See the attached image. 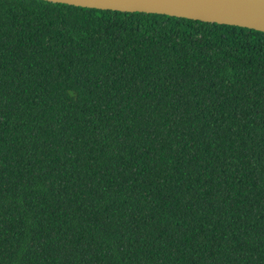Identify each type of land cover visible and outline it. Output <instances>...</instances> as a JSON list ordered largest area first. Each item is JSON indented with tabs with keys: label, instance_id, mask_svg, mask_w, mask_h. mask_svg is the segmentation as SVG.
I'll return each instance as SVG.
<instances>
[{
	"label": "trees",
	"instance_id": "16d2710c",
	"mask_svg": "<svg viewBox=\"0 0 264 264\" xmlns=\"http://www.w3.org/2000/svg\"><path fill=\"white\" fill-rule=\"evenodd\" d=\"M0 264H264V33L0 0Z\"/></svg>",
	"mask_w": 264,
	"mask_h": 264
},
{
	"label": "water",
	"instance_id": "95a60500",
	"mask_svg": "<svg viewBox=\"0 0 264 264\" xmlns=\"http://www.w3.org/2000/svg\"><path fill=\"white\" fill-rule=\"evenodd\" d=\"M74 7L166 15L264 33V0H42Z\"/></svg>",
	"mask_w": 264,
	"mask_h": 264
}]
</instances>
